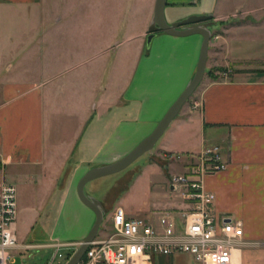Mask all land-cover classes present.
I'll return each mask as SVG.
<instances>
[{
	"label": "crops",
	"instance_id": "crops-1",
	"mask_svg": "<svg viewBox=\"0 0 264 264\" xmlns=\"http://www.w3.org/2000/svg\"><path fill=\"white\" fill-rule=\"evenodd\" d=\"M44 1L0 0V39L18 35L32 38L35 11ZM260 10L243 14L249 15L250 25L230 22L233 26L228 27L223 23L237 16L224 12L223 0H167L164 11L168 25L195 16H210L214 24V29L210 28L213 36L206 63V71L212 74L204 75L193 94L195 100L184 114L180 112V119L189 132L192 128L198 131L200 152L205 145L218 146L226 166L222 172L205 176L203 187L214 195L212 211L218 218L239 221L242 225V245L233 251L232 264H264V14ZM18 21L25 23L24 29H18ZM218 23L222 25L216 30ZM146 36L145 30L124 41L136 45L132 69L128 62H118L121 70L111 76L94 112L87 115L88 110L84 111L79 120L78 124L86 118L82 133L78 135L81 127L78 126L71 131L74 133L69 141L51 138L50 144L45 136L44 109L49 95L42 83L22 78L31 75L35 67L47 68L49 61L44 64V48L35 50L27 41L4 48L0 43V184H9L5 182V173L9 171L11 182L27 188L30 199L38 196L40 201H30L22 209L28 211L25 218L33 224L41 221L63 229L66 222L74 225L83 218L82 232L65 245L80 244L95 220L94 214L78 200L74 181H80L90 170L114 164L126 156L132 144L152 133L170 108L171 104L163 109L162 105L155 106L157 99L161 100L160 90L175 78L174 85H180L181 92L195 74L202 44L200 36L175 38L157 33L148 51ZM246 45L251 50L246 51ZM116 46L113 51L121 48V44ZM37 59L40 64L35 66ZM245 64L248 68L242 67ZM124 65H129L125 78ZM139 68H143L140 75L136 74ZM157 68L166 76L160 84L159 79L156 81ZM142 74L148 81H156L153 86L145 85V91L136 86ZM138 122L145 126L139 130L131 128V123ZM147 126L150 128L146 131ZM185 141L188 143V138ZM185 152L189 155L196 151ZM191 158L192 155L185 158L186 162ZM151 160L170 159L164 148ZM162 168L167 169V164ZM100 203L106 211L105 199ZM181 207L180 202L164 205L162 214L174 213ZM55 234L48 245L17 243L18 250L23 251L25 246L54 249L58 244ZM66 236V240H71L69 232Z\"/></svg>",
	"mask_w": 264,
	"mask_h": 264
},
{
	"label": "rangeland",
	"instance_id": "rangeland-1",
	"mask_svg": "<svg viewBox=\"0 0 264 264\" xmlns=\"http://www.w3.org/2000/svg\"><path fill=\"white\" fill-rule=\"evenodd\" d=\"M154 2L155 0H45L41 8L35 11L32 38L18 35L17 38L3 36L0 39L3 48L12 46L14 43L24 45L26 41V44L33 45L35 50L44 48V64L47 60L49 61L47 68L41 70L35 67L31 75H22V78L42 83L44 91L49 95V100L46 97L44 105L47 143L50 144L51 138L69 141L74 133L71 131H74L78 126H81L78 135L82 133L86 118H83L80 124H78L79 120L83 117L84 111L88 110L87 115L94 112L97 101L102 99L105 94L104 90L107 88L111 76L121 70L122 66L119 67L118 62L124 60L123 63L128 62L131 68L136 45L133 42L124 41L138 37L148 30L149 24L148 26L146 24L148 19H152ZM223 8L229 16H237V18H230V21H225L223 26L226 27V24L227 27L233 26V23L230 22H237L235 24L237 26L250 25L249 15L243 14L261 8L260 12L264 14V0H223ZM17 25L19 30L25 28V23L22 21H18ZM221 25L222 23H218L216 30H219ZM118 44H121V48L118 46L120 49L113 51V48L116 49ZM245 49L249 51L251 46L246 45ZM39 61L40 59L35 60V66L40 64ZM129 65L123 66L124 78L129 74ZM248 66L245 64L242 67L248 68ZM142 71L143 68H139L136 74L140 75ZM155 73L156 81L159 79L160 84V80L166 76L158 68ZM207 73L208 70L205 74L207 75ZM174 80L175 78H171L168 81L170 82L168 87L160 90L159 99L161 100L157 99L156 107L162 105L163 109L169 104L172 105L183 92L186 86L179 92L181 87L174 85ZM154 82L148 81V78L142 74L136 86L141 91H145V85L153 86ZM145 95L149 97L148 94ZM194 96L192 95L184 105L181 113L184 114L190 108V102L195 100ZM151 104L152 101L147 107ZM181 116L179 113L173 120L151 153L143 155L123 172L95 180L85 186L86 197L93 198L98 202L105 199L108 207L106 211L104 210V219L97 235L98 238H106L112 233L111 217L116 208L122 209L127 219L153 217L157 220L162 214L164 205L179 204L178 197L170 191V179L186 172V166L190 160L186 162L185 158L191 157V155L195 157L201 153L198 131L192 128L189 132L188 128L181 123ZM144 126L143 122L131 123V128L134 130L142 129ZM149 128L147 126L145 130L147 131ZM186 138L189 140L188 143L185 141ZM138 144H132L127 154ZM207 146L210 145H205L202 149ZM164 148L170 160H151L158 150ZM192 150L196 152H191ZM185 151L191 153L188 155ZM166 164L168 168H162ZM176 169L178 170L176 171ZM9 174L10 172L6 171L5 182L16 188L15 233L17 243L48 245L52 242L53 232H56L58 244L65 245V243L75 240L73 238L82 232L81 228L85 220L80 218V221L77 224L75 222L74 225L70 224L71 222H66L63 229H55V224L52 226V223L39 221L33 224L30 220L28 221L25 218L28 211L22 209L28 207L30 201L35 203L40 199L38 196L30 199L29 190L19 182H11ZM74 182L75 191L79 180ZM77 218L79 217L77 216ZM65 232H69L72 236L71 240H66ZM68 249L70 248H62L60 251L66 259L67 253L72 256L77 250V246L72 251ZM54 253V249L32 247L29 250H14L10 252V256L14 261L13 264H47ZM170 259V257L159 256L156 258L155 264H197L186 255Z\"/></svg>",
	"mask_w": 264,
	"mask_h": 264
},
{
	"label": "built area",
	"instance_id": "built-area-1",
	"mask_svg": "<svg viewBox=\"0 0 264 264\" xmlns=\"http://www.w3.org/2000/svg\"><path fill=\"white\" fill-rule=\"evenodd\" d=\"M198 105H194L197 108ZM218 146H207L192 157L183 175L170 179L171 192L182 207L174 213L161 214L157 220L127 219L120 208L111 217L112 233L89 245L78 264H154L157 257L186 255L197 264H232V253L242 244L243 230L239 221L218 218L212 211L214 195L203 187V178L225 170ZM194 159V160H193ZM17 219L16 189L0 184V264H13L10 252L18 249L15 224ZM47 264H66L62 248ZM23 250L32 249L25 246Z\"/></svg>",
	"mask_w": 264,
	"mask_h": 264
},
{
	"label": "water",
	"instance_id": "water-1",
	"mask_svg": "<svg viewBox=\"0 0 264 264\" xmlns=\"http://www.w3.org/2000/svg\"><path fill=\"white\" fill-rule=\"evenodd\" d=\"M166 6L167 0H155L154 2L153 16L147 30V36L145 40V49L146 51L149 50L152 40L156 37L157 33H163L167 36L175 38L200 36L202 38V44L200 47L195 74L149 136L142 140L129 154L124 156L119 161L105 167L90 170L78 182L76 187L77 198L83 206H85L94 214L95 220L90 232L80 243L79 247L66 264H78L83 259L89 245L97 237L104 219L105 211L101 203L93 198L85 196V186L95 180L119 174L126 170L143 155L151 153L155 144L163 136L173 120L179 115L181 109L195 93L196 89L199 87L204 78L208 57V47L213 36L212 32L210 31V28L214 26L213 22L211 21V17L195 16L187 18L181 22L168 25L164 17Z\"/></svg>",
	"mask_w": 264,
	"mask_h": 264
},
{
	"label": "trees",
	"instance_id": "trees-1",
	"mask_svg": "<svg viewBox=\"0 0 264 264\" xmlns=\"http://www.w3.org/2000/svg\"><path fill=\"white\" fill-rule=\"evenodd\" d=\"M211 74H212L211 72H208V73H207V75H209V76H210ZM70 257H71V254H68V255H67V259H69Z\"/></svg>",
	"mask_w": 264,
	"mask_h": 264
},
{
	"label": "flooded vegetation",
	"instance_id": "flooded-vegetation-1",
	"mask_svg": "<svg viewBox=\"0 0 264 264\" xmlns=\"http://www.w3.org/2000/svg\"><path fill=\"white\" fill-rule=\"evenodd\" d=\"M212 21V20H211Z\"/></svg>",
	"mask_w": 264,
	"mask_h": 264
}]
</instances>
